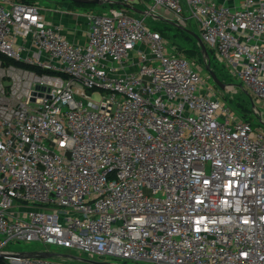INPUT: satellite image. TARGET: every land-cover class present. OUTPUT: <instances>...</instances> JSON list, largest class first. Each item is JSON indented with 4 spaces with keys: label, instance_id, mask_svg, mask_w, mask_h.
<instances>
[{
    "label": "built area",
    "instance_id": "1",
    "mask_svg": "<svg viewBox=\"0 0 264 264\" xmlns=\"http://www.w3.org/2000/svg\"><path fill=\"white\" fill-rule=\"evenodd\" d=\"M101 1L121 8L85 13L81 44L58 12L0 0V260L79 259L4 251L40 242L105 264H264V130L123 7L195 21L264 125V0Z\"/></svg>",
    "mask_w": 264,
    "mask_h": 264
},
{
    "label": "rangeland",
    "instance_id": "2",
    "mask_svg": "<svg viewBox=\"0 0 264 264\" xmlns=\"http://www.w3.org/2000/svg\"><path fill=\"white\" fill-rule=\"evenodd\" d=\"M35 5L43 9L44 11H56L59 14L62 15L63 20L59 21L60 24L66 26V30L69 29L75 30V27L77 24L78 26L77 30L80 32L79 35H81V31H84L86 28L87 22L83 18V15L85 13H102L105 14L109 12L111 9H116L118 6H111L110 8L107 6H93V7H77L74 5V3H71L67 0H34ZM132 6L136 7L137 9L141 10L144 13L149 12V7L152 6V4H143V3H136L132 1ZM121 8V7H119ZM133 14V13H132ZM50 19L52 21L54 20L53 15H49ZM75 17H78L77 22L75 21ZM135 18L144 20V24L146 27H148L151 31L159 32L162 31L166 34L165 39H167L168 44L172 48H176L178 51H184L188 49H197L198 44L195 41V39L189 35H187L185 32L177 29L175 26L172 25V23L175 22V17L172 14H167L164 9L156 10L154 16H140V15H134ZM190 31L195 32L200 36V31L198 28V25L195 21L188 22V27L186 28ZM209 53V51H208ZM211 57V55H210ZM212 57L214 55L212 54ZM2 61H7L5 59H1ZM214 60V59H213ZM217 60V59H216ZM210 63V61H209ZM217 68H218V75L222 82L226 83L227 85H232L235 87V90L232 92L222 91L223 97L226 101V103L230 104L231 106L238 108L240 111L242 109L243 112L247 113V119H251V108L250 105H252L251 98H249V95L247 94L246 90L244 89L242 83L229 76L228 70H226L217 60ZM201 69V77L204 82V92L207 93V90L212 88H218L213 80L209 77L208 73L205 71L204 61L200 59V61L197 64ZM77 88H79L78 85H76ZM225 92V93H224ZM90 94V93H89ZM100 93L92 95V99L95 102H98L100 99ZM245 121V120H244ZM253 128L260 129L262 128L264 130V125L257 123V120L255 117H253L252 122L250 123ZM5 241V238L0 236V243H3ZM4 251L10 252V253H51L56 256H70L74 258L79 259H85L86 255L80 253L76 249L67 250L63 248H59L56 246H44L40 242H32V243H10L7 247L4 248ZM57 262H65L66 264H84L80 261L72 260V259H62L57 258L54 259ZM97 260H107L110 261V258H97Z\"/></svg>",
    "mask_w": 264,
    "mask_h": 264
},
{
    "label": "water",
    "instance_id": "3",
    "mask_svg": "<svg viewBox=\"0 0 264 264\" xmlns=\"http://www.w3.org/2000/svg\"><path fill=\"white\" fill-rule=\"evenodd\" d=\"M67 1L74 3V4H79V5L101 6V7L116 4L115 2H103L101 0H67ZM123 7L135 15H140V16L146 15V13L142 12L141 10L137 9L136 7H134L132 5H124ZM172 25L175 26L176 28H179L183 31H186L191 37H193L195 39V41L198 44V47L201 50V53H202L204 61H205V71L208 73L209 77L213 80L214 84L218 87V89H220L222 91H226L228 85L225 84L224 82H222L218 78L216 73L210 68V63H209L210 57H209L208 49L205 46V44L203 43L201 37L198 34H196L195 32L190 31L184 27H181L176 23H172ZM27 255L29 257H32V258H40V259H52V258H55V256H56V255L51 254V253H27ZM76 260H79L80 262H82L84 264H105V263H100V262H96V261H89V260H85V259H76Z\"/></svg>",
    "mask_w": 264,
    "mask_h": 264
},
{
    "label": "trees",
    "instance_id": "4",
    "mask_svg": "<svg viewBox=\"0 0 264 264\" xmlns=\"http://www.w3.org/2000/svg\"><path fill=\"white\" fill-rule=\"evenodd\" d=\"M22 3H25V4H33L34 0H21ZM75 6L77 7H93V6H86V5H79V4H74ZM111 6H118V8L120 7L118 4H114V5H110L109 7ZM179 29V28H177ZM181 30V29H179ZM183 31V30H181ZM185 32L187 35H189L186 31H183ZM159 33L164 37L165 39V36L166 34L163 33L162 31H159ZM190 36V35H189ZM167 40V39H166ZM180 53L184 54L188 59H190L191 61L195 62L196 64H198V62L200 61V59H202V61H204V58H203V55L201 53V50L199 47H197V49H188V50H184V51H179ZM212 54L214 55V57H212ZM211 55V57H210ZM209 57H210V68L216 73V75L218 76L219 78V75H218V68H217V58L215 56V53L212 52V51H209ZM214 59V60H213ZM204 66H205V61H204ZM220 79V78H219ZM226 84V83H225ZM233 107V106H232ZM250 108H251V105H250ZM233 109L241 116V118H243L246 122L248 123H251L252 122V119L253 117H251V119H247V113L246 112H243L242 109L241 111L238 109V108H235L233 107ZM252 112V111H251ZM252 116V115H251ZM0 264H6L5 262L1 261L0 260Z\"/></svg>",
    "mask_w": 264,
    "mask_h": 264
},
{
    "label": "crops",
    "instance_id": "5",
    "mask_svg": "<svg viewBox=\"0 0 264 264\" xmlns=\"http://www.w3.org/2000/svg\"><path fill=\"white\" fill-rule=\"evenodd\" d=\"M221 4H227L228 6H232L234 3H232L231 1H227V0H218ZM135 15V14H133ZM63 18L60 17H56V19L54 21H56L57 23H59V21H62ZM60 24V23H59ZM62 25V24H61ZM84 32V31H81ZM79 31L78 34H69V37L72 40H75L78 43L84 44L85 43V34L81 33V35H79Z\"/></svg>",
    "mask_w": 264,
    "mask_h": 264
}]
</instances>
